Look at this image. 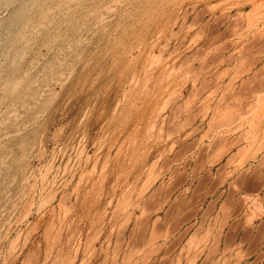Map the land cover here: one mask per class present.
<instances>
[{
  "label": "rangeland",
  "instance_id": "obj_1",
  "mask_svg": "<svg viewBox=\"0 0 264 264\" xmlns=\"http://www.w3.org/2000/svg\"><path fill=\"white\" fill-rule=\"evenodd\" d=\"M0 144V264H264V0H0Z\"/></svg>",
  "mask_w": 264,
  "mask_h": 264
},
{
  "label": "bare ground",
  "instance_id": "obj_2",
  "mask_svg": "<svg viewBox=\"0 0 264 264\" xmlns=\"http://www.w3.org/2000/svg\"><path fill=\"white\" fill-rule=\"evenodd\" d=\"M76 1V0H75ZM111 5V4H110ZM91 7V6H90ZM98 9V8H97ZM94 10V9H93ZM63 12V11H62ZM98 12V11H97ZM101 15V14H100ZM48 19V18H47ZM50 21V20H49ZM45 28V27H44ZM6 32V31H5ZM47 42V41H46ZM50 42V41H49ZM24 54V53H23ZM35 81V80H34ZM35 83V82H34ZM22 128V127H21ZM24 129V128H23ZM4 140V139H3ZM1 145V144H0ZM3 147V146H2ZM28 187V186H27ZM34 190V189H33ZM28 191V190H27ZM33 194V193H32ZM19 198V197H18ZM15 203V202H14ZM9 229V228H8ZM8 232V231H6ZM4 238V237H3Z\"/></svg>",
  "mask_w": 264,
  "mask_h": 264
}]
</instances>
